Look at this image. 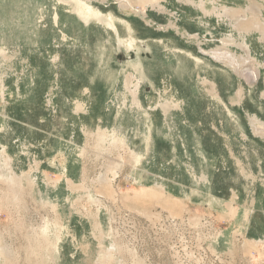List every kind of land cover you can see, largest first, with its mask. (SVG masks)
<instances>
[{
    "label": "rangeland",
    "instance_id": "1",
    "mask_svg": "<svg viewBox=\"0 0 264 264\" xmlns=\"http://www.w3.org/2000/svg\"><path fill=\"white\" fill-rule=\"evenodd\" d=\"M204 1L264 24V0ZM134 2L0 0V264H95L109 240L117 261L264 264V137L249 123L264 122V33L189 1ZM108 183L113 200L96 192ZM152 188L180 199L181 218L124 201ZM42 217L51 263L38 262Z\"/></svg>",
    "mask_w": 264,
    "mask_h": 264
},
{
    "label": "bare ground",
    "instance_id": "2",
    "mask_svg": "<svg viewBox=\"0 0 264 264\" xmlns=\"http://www.w3.org/2000/svg\"><path fill=\"white\" fill-rule=\"evenodd\" d=\"M136 3L138 2V1H140V2H142L144 5L145 4H149V3H152L153 5L157 2V0H134ZM184 1H189V2H192L193 4H195L196 6L198 5V6H200L203 10H205V12L206 13H208V14H215V16H218V18L219 17H222V16H225V18H229V19H232V21H231V23H230V25L232 24L233 25V28H235V29H237L239 32H249V30L250 29H254V30H257V31H260L261 33H264V24H262V22L259 20V19H256V18H251V19H245L244 21V23H241V21H239V20H237V16H239L238 15V13L240 12L239 10L237 11L238 13L237 14H235L234 12H236L235 10H234V12L231 10V9H228L225 5L224 6H221L220 4L217 6H215V5H212V6H207V4L209 3V1H204V0H198V1H196V0H184ZM134 2V3H135ZM126 3H128V4H133V0H126ZM141 3V4H142ZM127 4V5H128ZM218 4V3H217ZM132 6V5H131ZM152 6V5H151ZM247 6V5H246ZM153 7V6H152ZM252 7V8H251ZM254 7H256V5L254 4V5H252V6H250V7H248L247 9H245L243 12H247V11H251L252 12V9L254 8ZM195 8V7H194ZM199 8V7H198ZM231 8V7H230ZM79 9V8H78ZM200 9V8H199ZM242 14V13H241ZM249 14H250V12H249ZM252 14V13H251ZM214 16V15H213ZM237 17V18H236ZM251 17H253V16H251ZM224 18V17H223ZM249 18V17H248ZM221 19V18H220ZM262 19V18H261ZM224 20V19H223ZM230 21V20H229ZM246 34V33H245ZM243 36V35H242ZM245 39V38H244ZM243 39V40H244ZM231 40V39H230ZM237 41V40H236ZM226 42V41H225ZM228 43H229V41H227ZM226 44V43H225ZM224 55H229L230 56V59L229 60H232V62L234 61V59H235V56H233L232 55V53L231 52H229V51H227V50H225L223 53H221V54H218L217 56L218 57H225ZM216 56V55H215ZM216 56V57H217ZM232 62H230V63H232ZM133 78V77H132ZM131 78V79H132ZM134 80H135V82L133 81V83H132V85H131V94L133 93V95H134V97L136 96V93L138 92L137 90H138V87H139V84H140V78L139 77H135V78H133ZM130 83V82H129ZM130 85V84H129ZM125 99V98H124ZM168 101V100H167ZM166 101V102H167ZM160 104V103H159ZM134 105V104H133ZM178 105H179V103L178 102H173V101H171V102H167V103H165V104H163L162 105V107L164 108V109H167V110H169V109H171V108H177L178 107ZM179 108V107H178ZM249 123L251 124L250 126H251V131L252 132H254V135H261V136H263L264 137V122H261V121H258V120H250L249 121ZM150 132V131H149ZM118 134V133H117ZM116 133H112V134H108V139H107V141L105 142V139H104V137H105V134H103V136H101V142H105V143H109V144H113L114 146H116V148H118V147H124L123 149H125V140H124V138L120 135H117ZM149 134V133H148ZM107 136V135H106ZM249 137V136H248ZM92 140V139H91ZM248 140V139H247ZM112 145V146H113ZM97 147V146H96ZM99 147H100V145H99ZM102 147V146H101ZM99 149H101V148H99ZM98 148L96 149V150H99ZM103 149V148H102ZM119 149V148H118ZM103 151V150H102ZM101 151V152H102ZM108 151V150H107ZM98 152V151H97ZM104 152V151H103ZM102 152V154L103 155H105L104 153ZM119 152H121V149L119 150ZM118 152V153H119ZM106 153H108V152H106ZM127 153V152H126ZM121 154H123V153H121ZM98 155V154H97ZM100 155V154H99ZM107 155V154H106ZM124 157V156H123ZM137 158V157H136ZM120 159H121V157H120ZM117 161L119 160L118 158L116 159ZM132 161V160H131ZM122 162V161H121ZM134 162V161H133ZM116 164V165H115ZM113 166H115V168H116V166H117V163H115ZM121 164V163H120ZM9 165V164H8ZM118 165H119V163H118ZM134 166V165H133ZM119 167V166H118ZM118 167H117V169H118ZM114 168V167H113ZM115 168H114V170H115ZM120 169V168H119ZM118 169V170H119ZM117 171V170H116ZM115 173V172H114ZM114 173H113V175H114ZM118 173V172H117ZM246 173V172H245ZM103 176H100L99 177V179L100 180H103ZM105 179V178H104ZM113 179H114V177H113ZM82 183V182H81ZM99 183V182H98ZM71 184V183H70ZM80 185V184H79ZM84 185V184H83ZM76 186V185H75ZM82 188H84V191H87L88 192V194L87 195H89L90 196V191L88 190V189H86L85 187H83L82 186ZM97 188V187H96ZM82 190V189H81ZM96 192H99V193H101L102 195H104L105 197H109V199L110 200H113V196H115V194H114V190H113V187H112V185H111V183H108V185L107 186H103L99 191H97V189H96ZM98 194V193H97ZM92 195V194H91ZM101 195V196H102ZM236 195V194H235ZM237 196V195H236ZM235 196V197H236ZM122 197V196H121ZM162 197H164V198H162ZM85 198V197H84ZM89 198V197H88ZM123 198V197H122ZM121 198V199H122ZM123 200V199H122ZM153 200H156L158 203L160 202V204L162 205V207H164V208H166L168 211H169V214H172V215H168V217L167 218H169V216H171V218H173L174 216L173 215H177V214H180V213H182V212H185V208H183V206L182 205H184V204H182L181 203V201H180V199H178V198H176V197H171V196H167V195H165V194H163V192H161L160 190H158V189H155V188H152V189H150V190H148V191H144V192H136L135 194H133L132 196H125L124 197V201H126V204L127 205H129V202H132V203H136V205H138V207H136V208H133L135 211H137L139 214H144V215H147V217L151 220V221H153V218L155 219V220H158V216H156L157 214H154V213H152V212H149V208H148V205L150 204V203H152V201ZM105 201V200H104ZM109 201V200H108ZM115 201V200H114ZM93 202V201H92ZM97 203V202H96ZM95 203V204H96ZM233 203V202H232ZM91 204V203H90ZM186 205V204H185ZM211 205V204H210ZM55 206V205H54ZM152 206V205H151ZM149 207H150V205H149ZM85 208V207H84ZM152 208H153V206H152ZM154 209H155V207H154ZM153 209V210H154ZM227 209V208H226ZM151 210V209H150ZM157 210V209H156ZM189 212V211H188ZM237 212V210L234 212V209L233 208H230V204L228 205V210L224 213L228 218H230V220L231 219H233L234 218V216H235V213ZM159 213H161V212H159ZM206 214V213H205ZM163 215V214H162ZM189 215H191V214H189ZM55 216V215H54ZM160 216V215H159ZM173 216V217H172ZM178 216V218H181V216L180 215H177ZM196 216V215H195ZM249 215H248V213H246L245 214V222L247 221V217H248ZM163 217V216H162ZM197 217V216H196ZM237 217V216H236ZM45 218V217H44ZM43 217L41 218L42 219V221H41V225H39V226H37V229H35V233H39V237L41 236L43 239H41V238H37V241L39 242V245L40 246H42L44 249H43V251L45 250L46 251V253H44L45 254V257H44V254H43V256H41L40 258H39V263L40 262H44L45 260H49L50 261V263H51V261L53 260H50L51 259V256H50V253H48V252H50L51 250L49 249V242H48V239L47 238H44V236H43V234L44 233H46L47 232V223H46V220L44 219ZM175 218H177V217H175ZM198 218V217H197ZM242 218V217H241ZM161 219V218H160ZM187 219V222H188V224H190V225H197L199 222H198V219H196V218H194V219H192V218H190V217H188V218H186ZM167 220V219H166ZM165 220V221H166ZM172 220V219H171ZM183 222L185 221V217H184V215L182 216V219H181ZM238 220V219H237ZM161 220H159V222H160ZM155 222V221H154ZM201 222V221H200ZM218 222V221H217ZM250 222V221H249ZM186 223V222H185ZM184 223V224H185ZM157 224V223H156ZM201 224V223H200ZM209 224V223H208ZM163 225V224H162ZM166 225V224H165ZM167 226V225H166ZM170 226V225H169ZM178 226V225H177ZM168 227V226H167ZM176 227V226H175ZM182 227V226H181ZM193 227V226H192ZM163 228H165V227H163ZM172 228V227H171ZM191 228V227H190ZM162 229V228H161ZM187 229V228H186ZM195 229H197L196 227H195ZM173 230V229H172ZM200 231L202 230V229H199ZM218 230V229H217ZM239 230V229H238ZM163 231V230H162ZM189 231V230H188ZM193 231H195L194 229H193ZM197 231V230H196ZM216 231V230H215ZM186 232V231H185ZM237 232V231H236ZM116 233H117V231H116ZM176 233V232H175ZM197 233V232H196ZM195 233V234H196ZM203 233V232H202ZM115 234V233H114ZM174 234V233H173ZM192 234V233H191ZM208 234V233H207ZM214 235H216V234H214ZM133 236V235H132ZM233 236H234V234H233ZM119 237V236H118ZM194 237V236H193ZM243 237V236H242ZM183 238V237H182ZM213 238H215V241L217 242L218 240H222L223 241V243H225V248H227L226 250H227V254H229L230 256H232V254H233V250H232V244H233V241H232V237L231 236H229V237H227L226 239H224L225 238V236H222V234H218V236H216V237H213ZM116 239V238H115ZM195 239H196V237H195ZM199 239V238H198ZM200 239H202V238H200ZM199 239V240H200ZM204 239V238H203ZM30 240H31V238H30ZM36 240V239H35ZM197 240V239H196ZM121 241V240H120ZM120 241H116V242H120ZM123 241V240H122ZM203 241V240H202ZM214 241V242H215ZM116 242H114V240H109V244H108V247H106L107 249L105 250V251H103L102 252V254L100 255V257H99V259H97V261H96V263L95 264H115L116 262L117 263H119V264H141V259L139 258V257H135L134 256V253L133 252H131V253H129V251H128V255L129 256H127V257H129L127 260H125V255L123 256L124 257V260L123 261H117L116 260V258L115 257H117V255L119 254L120 255V253H124V252H121V249H123L122 247H120ZM202 243V242H201ZM204 243V242H203ZM208 243V242H207ZM206 243V244H207ZM121 244V243H120ZM39 245H38V243H37V246L39 247ZM47 245H48V248H47ZM181 245H183L182 243H181ZM199 245V244H198ZM210 245V244H209ZM208 245V246H209ZM51 246V245H50ZM124 246H126V245H124ZM123 246V247H124ZM32 247V246H31ZM35 247H36V245H35ZM37 247V248H38ZM34 247H32V249H33ZM37 248H36V250H37ZM245 248H246V246H245ZM249 248V247H248ZM35 249V248H34ZM39 249V248H38ZM247 249V248H246ZM40 250H42V249H40ZM126 250V249H125ZM135 250V249H134ZM211 250H212V252L213 253H216L217 254V252H219V250H218V248L217 247H215V245H213V242H212V247H211ZM35 251V250H34ZM34 251H33V253H34ZM40 252H42V251H40ZM52 252V251H51ZM186 252V251H185ZM39 253V252H38ZM36 254V253H35ZM34 254V255H35ZM137 254V253H136ZM176 254V253H175ZM179 254V253H178ZM191 254H193V253H191ZM226 254V255H227ZM188 255V254H187ZM247 255V254H246ZM47 256V257H46ZM137 256V255H136ZM180 256V255H179ZM178 256V257H179ZM189 256V255H188ZM39 257V256H38ZM122 257V258H123ZM126 257V258H127ZM175 257H176V255H175ZM183 257V256H182ZM182 257H181V259H182ZM190 257H191V255H190ZM235 257V256H234ZM186 258V257H185ZM189 258V257H188ZM193 258V257H192ZM121 259V258H120ZM178 261H180L179 259H178ZM174 262H177V261H174ZM193 262H195V261H193ZM36 263V262H35ZM34 263V264H35ZM202 263V262H201ZM193 264V263H192Z\"/></svg>",
    "mask_w": 264,
    "mask_h": 264
}]
</instances>
